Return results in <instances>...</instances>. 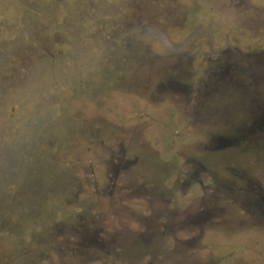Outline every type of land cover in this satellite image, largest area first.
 <instances>
[{"label": "rangeland", "instance_id": "1", "mask_svg": "<svg viewBox=\"0 0 264 264\" xmlns=\"http://www.w3.org/2000/svg\"><path fill=\"white\" fill-rule=\"evenodd\" d=\"M256 103L264 0H0V264H103L85 258L105 245L97 230L114 211L95 215L94 178L134 180V156L172 159L169 134L188 144L174 157L175 198L220 142L236 145L224 158L245 155L244 184H259L264 198V146L251 142ZM221 190L175 206L192 223L176 238H194L191 247L142 264H264V204Z\"/></svg>", "mask_w": 264, "mask_h": 264}, {"label": "flooded vegetation", "instance_id": "2", "mask_svg": "<svg viewBox=\"0 0 264 264\" xmlns=\"http://www.w3.org/2000/svg\"><path fill=\"white\" fill-rule=\"evenodd\" d=\"M256 108L254 114L256 126L253 128L251 142L255 147H258L259 145L264 146V104L256 103ZM225 132L223 135H228L224 134ZM177 137H179L178 133L174 141L170 134L165 136L167 140L170 139L166 153L172 159H168V161L155 162L145 156L143 159L134 156L133 160H129L128 166L134 165L137 167L136 171L140 173L134 177V180H130L124 175L113 177L99 175L94 178L95 191L90 197V203L91 207L97 210L95 215H99L109 207L114 211L107 214L110 222L100 225L101 229L97 230L98 241L105 245L91 246L93 248L90 251L91 256L88 255L85 258H92V262H102L103 264H118L119 262L128 264L134 260V264H142L139 258H159V253L169 251V248L174 245L176 250L191 247L194 238L178 239L176 237L179 232L182 236L185 234L187 236L192 223L189 219L188 222L178 219V212H174L176 205L189 202L190 194L197 197L201 195L213 197L221 193V187H226L229 184L239 193L249 195V201L255 208L264 204L259 184L256 182L251 186L244 184L245 173L248 171L245 155L242 152L238 153L239 160L235 162L223 157V151L236 149V145L229 142H220L214 144L212 148H205V152L199 157L206 164L207 169H202L203 174L197 176L186 173L184 175L186 178L181 185L183 190L181 200L175 198L171 191L174 192L177 188L176 183L179 182L180 177L172 174L177 170L174 157L178 155V152L188 149V144L185 142L178 144ZM210 157L212 158L210 159ZM227 165L234 166L241 174H227L225 168ZM95 170L100 171L98 164ZM153 194L169 195V199L165 205H161L154 201ZM222 203L224 205L227 203L226 198H222ZM178 209L176 206V211ZM137 211H141V213L138 212L137 215ZM218 225L222 228L224 222L218 223ZM251 225L253 226L254 223L252 222ZM80 228L85 227L80 225ZM214 228L212 226L199 228L201 234L199 233L198 237L202 236L204 231H211ZM142 234H147L148 237L142 238ZM157 249L158 253H156ZM58 261L59 264L68 263L63 258Z\"/></svg>", "mask_w": 264, "mask_h": 264}]
</instances>
